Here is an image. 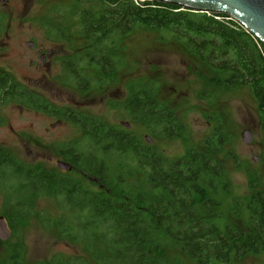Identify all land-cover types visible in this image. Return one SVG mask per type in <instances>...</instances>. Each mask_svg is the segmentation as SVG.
I'll list each match as a JSON object with an SVG mask.
<instances>
[{
  "label": "trees",
  "instance_id": "1",
  "mask_svg": "<svg viewBox=\"0 0 264 264\" xmlns=\"http://www.w3.org/2000/svg\"><path fill=\"white\" fill-rule=\"evenodd\" d=\"M70 13H76V34L84 43L83 51L61 59L65 84L85 92L96 85L102 88L115 81L121 60L114 52L119 38L140 28L159 33V41L167 40L163 34H168L214 73L211 84L250 91L264 135V44L229 16L195 13L153 0L139 4L75 0ZM5 26V16L0 15V33ZM67 33L56 25L58 39ZM88 68L95 70L93 78L83 73ZM8 99L77 125L89 140L85 149L61 145L59 153L98 190L64 172L24 163L0 144L2 215L12 237L20 236L36 217L38 202L48 199L58 204L59 213L40 215L43 227L56 230L65 242L83 246L90 256L88 260L55 254L49 264H165L160 236L170 239L194 264H231L264 252V190L257 180L250 181L251 192L244 199L233 200L232 214L243 220V229L230 220L223 222L216 195L218 189L225 193L231 189L225 168L212 157L226 141L222 124L202 143L205 157L190 150L184 158L169 160L134 132L80 111L54 107L0 72V102ZM123 107L131 120L159 137H183L182 122L169 104L157 98V87L132 86ZM107 158L119 161L120 170L113 177ZM137 173L143 174L142 188L134 180ZM22 252L21 244L12 246L7 264H22Z\"/></svg>",
  "mask_w": 264,
  "mask_h": 264
},
{
  "label": "rangeland",
  "instance_id": "2",
  "mask_svg": "<svg viewBox=\"0 0 264 264\" xmlns=\"http://www.w3.org/2000/svg\"><path fill=\"white\" fill-rule=\"evenodd\" d=\"M74 6L75 0L0 1V15L5 16L6 25L0 40V72L27 85L54 107L80 111L115 128L126 129L125 123H130L128 131L134 132L146 144H149V137L153 141L152 148L169 160L184 158L190 150H197L200 157H205L202 143L214 133L218 124H222L226 141L212 157H216L225 168V181L230 185L231 193L218 189L216 198L221 202L223 222L230 220L243 229V220L235 219L232 214L233 200L244 199L251 192L249 183L253 179L258 181L259 189L264 190V135L261 116L250 91L247 88L219 89L209 82L214 73L180 43L168 34H163L167 40L159 41V33L142 28L135 29L125 39H118L114 52L121 60L114 82H107L102 88L96 85L87 92L65 84L61 59L83 51L84 43L76 34V13H70ZM39 20L42 33H39ZM56 25L68 30L66 37H56ZM29 40H36L50 51V57L41 64V71L29 66L33 59L26 44ZM83 73L93 78L95 70L88 68ZM132 86L157 87V98L169 104L182 122L183 137H159L143 123L131 120L123 104L129 99ZM246 130L253 134V142L249 145L242 140ZM88 143L85 132L77 125L29 108L24 102L11 99L0 102V144L7 152L24 163L64 172L98 190L59 153L61 145L74 144L85 149ZM234 157L238 158L234 160ZM255 157L258 158L256 162ZM106 160L113 177L120 170L119 161L116 158ZM60 163H68L71 168L62 170ZM142 179V173L134 176L140 188ZM3 206L0 191V216ZM48 213L57 215L58 204L48 199L40 200L36 217L21 229L20 236L0 242V264H7L10 248L19 244L23 247L22 264H49L55 254L82 255L90 259L83 246L65 242L56 230L48 231L43 227L38 218ZM160 239L165 264H194L170 239L164 236ZM231 264H264V252L248 255Z\"/></svg>",
  "mask_w": 264,
  "mask_h": 264
},
{
  "label": "water",
  "instance_id": "3",
  "mask_svg": "<svg viewBox=\"0 0 264 264\" xmlns=\"http://www.w3.org/2000/svg\"><path fill=\"white\" fill-rule=\"evenodd\" d=\"M6 2L8 0H0ZM168 3L187 9L191 12L215 15H226L238 22L248 32L256 36L264 44V0H153ZM126 129L131 127L125 123ZM242 140L245 144H252L253 134L250 130L244 131ZM151 145L153 141L147 137ZM258 160L255 157V162ZM62 170L68 171L71 166L68 163H60ZM13 236V231L5 216H0V241L7 242Z\"/></svg>",
  "mask_w": 264,
  "mask_h": 264
},
{
  "label": "flooded vegetation",
  "instance_id": "4",
  "mask_svg": "<svg viewBox=\"0 0 264 264\" xmlns=\"http://www.w3.org/2000/svg\"><path fill=\"white\" fill-rule=\"evenodd\" d=\"M42 22L39 20V33H42ZM6 27L4 28V32H5ZM4 32L0 33V40L3 38L2 35L4 34ZM27 46L28 49L30 51V53L33 56V59L30 60L29 62V66L31 69H34L35 71H41L42 70V66L41 64L44 63L49 57H50V51L45 50L43 47H41L36 40H29L27 41ZM3 76H10L9 74H6L5 72H2ZM12 78V77H11ZM27 87V85H25ZM29 89V87H27ZM31 90V89H29ZM32 91V90H31ZM34 92V91H33ZM38 94V93H37Z\"/></svg>",
  "mask_w": 264,
  "mask_h": 264
},
{
  "label": "built area",
  "instance_id": "5",
  "mask_svg": "<svg viewBox=\"0 0 264 264\" xmlns=\"http://www.w3.org/2000/svg\"><path fill=\"white\" fill-rule=\"evenodd\" d=\"M137 4L141 3V2H144L146 0H134Z\"/></svg>",
  "mask_w": 264,
  "mask_h": 264
}]
</instances>
